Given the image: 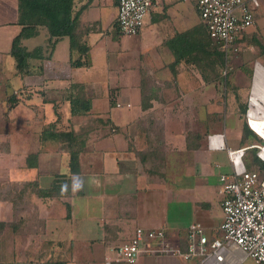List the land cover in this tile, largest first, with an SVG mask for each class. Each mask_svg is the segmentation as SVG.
Returning a JSON list of instances; mask_svg holds the SVG:
<instances>
[{"label": "crops", "instance_id": "0c3cea01", "mask_svg": "<svg viewBox=\"0 0 264 264\" xmlns=\"http://www.w3.org/2000/svg\"><path fill=\"white\" fill-rule=\"evenodd\" d=\"M258 1L256 9L263 10L264 0ZM17 3L0 0V264H204L199 253L185 259L144 250L159 245L153 239L134 262L108 260V251L138 226L163 229L167 242L181 250L193 221L208 239L220 235L221 182L218 197L206 198L207 176L220 167L210 157L217 147L209 146L208 135L221 134L226 146L238 148L214 124L228 114L240 130L241 119L237 108L229 111L228 104L221 112L213 97H197L211 84L217 95L219 85L204 82L183 61L175 77L171 70L178 33L200 22L193 1L156 0L140 31L121 35L117 0H76L75 31L88 47L83 64H71L67 35L50 37L38 25L21 44L27 50L41 46L43 56L31 57L24 74L10 54L21 28ZM107 6L113 10L104 20ZM255 24L248 29L252 37ZM259 40L264 45V36ZM248 43L256 47L251 38ZM99 57L105 62L97 69ZM254 72L251 112L264 118V64L258 59ZM191 78L194 83L186 84ZM144 90L157 93L145 108ZM225 95L223 88L224 103ZM76 97L88 101L89 110L72 113ZM262 123H254L257 131ZM61 130L73 131L80 143L79 171L69 174L66 196L49 195L56 175L68 172L67 153L54 137ZM227 258L257 264L237 247Z\"/></svg>", "mask_w": 264, "mask_h": 264}, {"label": "built area", "instance_id": "2783aa9c", "mask_svg": "<svg viewBox=\"0 0 264 264\" xmlns=\"http://www.w3.org/2000/svg\"><path fill=\"white\" fill-rule=\"evenodd\" d=\"M156 0H118L117 24L121 35H132L140 31L144 18ZM202 23L210 36L221 43L227 63L233 54L241 49L249 27L254 22V10L258 0H192ZM254 77V74H253ZM253 85V79H252ZM116 101V105H121ZM130 105V103H126ZM251 95L246 107V120L263 142L255 144L259 157L264 161V137L250 123L259 112H251ZM220 137L219 141L214 138ZM209 146L226 148L232 172L220 174L223 220L220 235L212 239L203 232L199 222L188 225L187 242L184 250L175 248L165 239L163 229L144 230L138 226L128 240L114 248V261L134 262L142 250V245L153 239L159 242L147 251L180 254L185 259L199 253L204 264H232L228 261L231 249L237 247L257 264H264V176L260 179L259 168L249 170L242 159L246 146L231 148L226 146L221 134L208 135ZM234 264V263H233Z\"/></svg>", "mask_w": 264, "mask_h": 264}, {"label": "trees", "instance_id": "16d2710c", "mask_svg": "<svg viewBox=\"0 0 264 264\" xmlns=\"http://www.w3.org/2000/svg\"><path fill=\"white\" fill-rule=\"evenodd\" d=\"M75 6L76 0H18L17 22L21 24V28L13 37L10 47V54L15 58L18 72L22 74L29 72V59L33 56H43L41 46L38 45L32 50H27L21 44V39L23 37L31 36L37 33L38 25H45L50 37L57 38L67 35L70 40L71 64H83L81 54L87 51L88 47L84 42L82 43L80 41L81 39L75 31L78 19V12L75 9ZM178 36L179 46L175 47L173 51L175 59L173 61V65L171 66L174 77L176 76L177 71L176 64L178 65L179 62L183 61L204 82H214L218 85L221 84L223 80L225 85L228 84V71L226 73L223 72V69L227 65L224 50L221 47V43L210 36L206 26L201 21L193 27L178 33ZM251 40L254 44H256V48L258 50L264 49L263 43L259 40L255 33H253ZM237 53L239 54V51ZM235 94L237 97L238 94ZM156 95V90L151 92L145 90L142 91V106L144 108L150 106L151 97ZM238 101V108L236 110L241 119V138L238 147L247 146L243 151L242 159L246 166L245 156L248 151L252 150L254 151L253 161L256 162L255 159L259 158L261 163L258 168L260 171L264 170V161L257 154L259 148L252 145L253 143L259 142L252 140L253 135L258 134L254 132L247 123L245 115L247 102ZM70 102L71 111L74 114H82L89 110L90 106L88 101H83L76 97L71 99ZM257 129L264 135V123L257 126ZM54 137L60 141L57 142L59 144V148L61 146V148L67 153L68 172L56 175V179L49 187V195L58 194L60 196H66L69 195L71 191L69 174H75L79 171L80 143L77 136L74 135L71 130L55 131ZM55 264H66V262L59 260Z\"/></svg>", "mask_w": 264, "mask_h": 264}, {"label": "rangeland", "instance_id": "374dc122", "mask_svg": "<svg viewBox=\"0 0 264 264\" xmlns=\"http://www.w3.org/2000/svg\"><path fill=\"white\" fill-rule=\"evenodd\" d=\"M189 2L192 3V0H188ZM194 3V2H193ZM196 7V6H195ZM260 9V7H259ZM257 10L255 9L254 11V20H255V27L259 28V30L256 32L258 38H262V36H264V9L263 10ZM105 10V19L106 20L110 14V11L113 10L112 6H107L106 8H104ZM195 16H197V12L195 10L194 13ZM200 21L202 22L201 18L199 17ZM254 28V27H253ZM250 33L247 32L245 35L244 40H242L240 42L241 44V49L239 50V54L237 55V57L240 55L239 59H237L236 54H233L232 60H230L226 67L223 69V72L226 73L228 71V84H224L223 80L221 84L219 85V90L223 88H225V103H224V96H222V90L217 92V95H215V90L217 91L216 87L214 85H207L206 89L204 91L199 90L197 94V97L200 98V101L209 99V97H213L212 98V102L215 105H219L220 106V111L223 112V109L225 107V105H231V107H227V109H229V111H235L236 108H238V100L240 101H246L247 105H248V101L250 99V95L252 92V79H253V74H254V70H255V65L257 62V59L262 62L264 64V50H256V47H254L252 45V47L250 46L251 44L248 43V39H252V28H250ZM250 46V47H249ZM249 47V48H247ZM246 48V49H244ZM251 50H255V51H251ZM100 62V63H99ZM99 62H97L96 59V65H103L104 64V59L102 57H99ZM180 63V62H179ZM178 63V64H179ZM99 66L97 69H100ZM177 66V65H176ZM97 72H99L97 70ZM96 75H98V78L100 77V75L98 73H96ZM197 77V76H196ZM193 84L194 83V79L191 78L189 80V82H186V84ZM237 93V97L236 94ZM189 93H186V95H188ZM133 108L137 105L136 101L138 98V93L137 92H133ZM195 95V93H194ZM219 101V102H218ZM218 102V103H217ZM247 107V106H246ZM116 108V107H115ZM132 108V109H133ZM120 109V110H118ZM125 108H117L118 111L123 110L124 111ZM246 113V111H245ZM246 115V114H245ZM205 124H202L201 127H204ZM215 129H221L222 131L225 132V137H226V142L228 145L231 146H237L238 144H240V130L237 127L236 124L233 123L232 118L227 114H225V116L223 115V117L219 120L216 121L215 124ZM253 141H257L259 143H253L252 145L255 144H260V142L262 143L263 140L258 136V135H253L252 137ZM208 151V150H207ZM210 151V157L212 160H218V163L220 164V167L217 168L216 171H218L217 173L207 176V192L206 193V198L208 200H213L215 197H218V194L215 190V186L217 184H220L221 181H219L218 176H219V172L223 171V172H232V165L231 162L229 161L228 155H227V151L226 148H217V149H213V150H209ZM252 151V150H250ZM248 151L246 156H245V162H246V168L249 170L258 168L261 160L259 158H256V162L253 161V154L254 151L250 152ZM257 163V164H255ZM255 164V165H254ZM264 176V170H261L259 173V177L260 179ZM206 181V179H205ZM37 188V187H36ZM171 242V241H170ZM109 252V259H113L114 260V250L111 249L108 251Z\"/></svg>", "mask_w": 264, "mask_h": 264}, {"label": "bare ground", "instance_id": "6f19581e", "mask_svg": "<svg viewBox=\"0 0 264 264\" xmlns=\"http://www.w3.org/2000/svg\"><path fill=\"white\" fill-rule=\"evenodd\" d=\"M255 73V72H254ZM260 114H262V113H260L259 112V116L257 117V118H251V120H250V123H251V125L254 127V123L255 122H263L264 123V118H261L260 117ZM255 128V127H254ZM219 139H220V137H218Z\"/></svg>", "mask_w": 264, "mask_h": 264}]
</instances>
